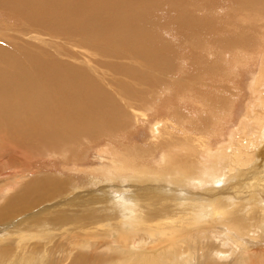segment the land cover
Here are the masks:
<instances>
[{
	"label": "bare ground",
	"instance_id": "obj_1",
	"mask_svg": "<svg viewBox=\"0 0 264 264\" xmlns=\"http://www.w3.org/2000/svg\"><path fill=\"white\" fill-rule=\"evenodd\" d=\"M163 1L160 21L156 0H0V159L14 174L3 230L29 227L21 239L57 226L67 234L50 243L66 264H264V0ZM174 93L197 112L183 115ZM141 118L149 133L130 145ZM238 166L261 207L214 182ZM124 182L131 193L106 197ZM97 184L100 195L72 194ZM208 229L244 250L212 244ZM17 241L0 247V264L23 252Z\"/></svg>",
	"mask_w": 264,
	"mask_h": 264
},
{
	"label": "rangeland",
	"instance_id": "obj_2",
	"mask_svg": "<svg viewBox=\"0 0 264 264\" xmlns=\"http://www.w3.org/2000/svg\"><path fill=\"white\" fill-rule=\"evenodd\" d=\"M158 3H160V11H159V16H160V21H162V10L164 8H162V3L164 2L163 0H160L161 2H159L158 0H156ZM163 30H165V37L170 40V34H167V30L163 27ZM47 37H40L41 40H44L46 39ZM180 50H178V54H180ZM176 93V92H175ZM175 93L171 96L170 99H168L169 101L171 100H174L175 103H176V107L180 110H182V114L183 115H187V116H191V113L192 112H197V108L193 105L192 103V100L189 99V98H183V97H178L175 95ZM246 103V102H245ZM242 105L239 104V107H238V111L239 109H241ZM169 108L168 105L166 104H163L162 106H160V112L161 113H164L167 109ZM152 115H154V112L152 110H149L147 112V115L146 117H151ZM237 116V115H236ZM145 117V118H146ZM153 117V116H152ZM144 119V118H141V120ZM146 120L144 119V124L143 125H140L139 127V131H133V130H130L125 133H127V143L129 141V144L132 145V144H138L139 142L141 143V141L143 142L145 138V135H147L149 133V125L145 123ZM131 131V132H130ZM1 133H3L2 131H0ZM133 132V133H132ZM136 132V133H135ZM130 134V135H129ZM3 135L6 136L5 133H3ZM126 135V134H125ZM124 135V136H125ZM130 136V137H129ZM119 137V134L116 136V134H114V138H112V140H114L115 138H118ZM132 137V138H131ZM137 138V139H136ZM107 138L105 137V139H101L99 142L95 143V145H91L90 146V150L89 153H88V158H87V162H86V167L87 168H90L91 166L95 165L97 163V161H99V157L98 155H95L94 152L96 151V147L98 148V145H103L104 143L107 142V140H109V138L106 140ZM131 139V140H129ZM111 140V141H112ZM139 143V144H140ZM97 145V146H96ZM42 157H34V161H36L37 166H41L39 167V169L41 171H39L38 173L40 174H43V171L45 168H46V161L42 162L43 158L41 159ZM40 159V160H38ZM4 160V161H3ZM3 160L0 159V207L2 204H4L3 202L5 197L8 195L4 192V189L6 188V185H8L10 182L9 180H7V177H12L14 176V174H12L11 170L9 169V165H10V162L8 161V159L6 158V156H3ZM42 160V161H41ZM9 164H8V162ZM39 161H41L39 163ZM61 160H56V165H58V162H60ZM75 163V162H74ZM8 167H7V165ZM44 167H43V165ZM19 165V164H18ZM80 165V164H79ZM81 166V165H80ZM20 167V165L18 166V168ZM60 165L58 166V169H60ZM237 168V167H236ZM22 169V167H21ZM238 170V171H237ZM234 169L233 171H230L228 174H226L225 176H220V175H217L214 180V182L216 183V181L218 183H222L220 187H218V189H221V188H225L227 186H230V189L228 191H225V196H228L230 197L231 194H244L246 195V198L249 200L248 202V206L249 208H252V207H261L260 204L258 203V195H254L252 194L251 192H248L247 189H246V185H242L240 186L241 184L243 183H239L241 181L239 180H242L244 177V174L246 173L247 171V166L245 167H239L238 168ZM55 175H58V176H61V174H58V173H54ZM232 174V175H230ZM74 175L76 176L75 181L77 183V186H74L73 188H77L79 186H81L79 183L83 182L84 181V176L81 174V171L80 172H75ZM243 175V176H242ZM228 176V177H227ZM62 178L66 179L65 176H61ZM227 177V178H226ZM238 180H237V179ZM87 179V178H86ZM229 179V180H228ZM88 180V179H87ZM210 178H206L204 180H202V182L204 183H208L210 182ZM220 180V181H219ZM224 182H223V181ZM184 181V180H183ZM128 183L130 182H124L123 184H120L119 186H113L112 187V183L110 184L109 183V188H106L109 190L110 193H106V197H110L111 196V193L115 196H118L120 193H124V192H127L128 193H131L132 190L129 189L130 187L128 186ZM146 184V183H145ZM149 184H153V186L155 187L156 185H161L159 182L157 183V181L155 182H151ZM163 185H166V186H163L164 190L167 188H174L175 185H172L170 184L168 186V184H163ZM210 184H207L205 185L206 187H200L198 189H189L191 192H190V200H193L194 202H196L197 204L201 203L198 199L199 197H203L205 195H198L197 192L205 189V188H210L209 187ZM101 186V185H100ZM100 186L97 184L95 185L94 187L91 186L89 187L88 189L84 190V189H81V190H76L74 191L72 194L73 195H81L82 197H85L86 195V192L88 193H92V195H100L101 193L99 192V189H100ZM129 187V188H126V187ZM117 187H120L119 190H117ZM179 187L176 185V188ZM83 190V191H82ZM124 191V192H121ZM167 190V189H166ZM181 191L183 189H180ZM158 190H155L154 193L158 194L157 193ZM168 191V190H167ZM159 192V191H158ZM162 191H160L159 193H161ZM163 193V192H162ZM161 193V194H162ZM177 193V192H176ZM118 194V195H117ZM70 194H68L69 196ZM175 196H177L175 193H174ZM102 196V195H101ZM115 199V198H114ZM113 199V200H114ZM56 202V201H55ZM240 202H244V201H240ZM50 206L52 205L51 203H44L43 206L44 207H47V206ZM243 208H245V206H242ZM230 208H233L232 207H229ZM248 210V209H247ZM222 218H217L216 220V225H223L224 224V221L222 222L221 221ZM226 220L225 223H228V219H224ZM0 247L3 246V244H10L12 245L13 243H15L17 241V239H19L17 241V248L18 247H22L24 248L23 249V252H20L19 255L17 256H14V258L12 259V263L14 264H27L26 263V259H27V255L30 253L36 257H40L43 261V263L41 264H66L65 263V259H66V253L65 251H63V249L59 246V243L58 245L55 243L53 244L50 243V241L52 240V238L55 240V239H60L62 236L64 237L67 233L63 234V235H58L60 233V228H58L57 226H50L48 227V230H45L44 233L36 236V237H32V238H19L21 234L23 233H29V227L28 228H23L21 227L19 230H16V232H19L17 234V236L13 235V231L11 229H6V230H3L4 228V221H0ZM245 222H246V219H245ZM5 223L8 224V222L6 221ZM11 226V225H10ZM211 226V225H210ZM223 227H226V225H224ZM39 227H36L35 230H37ZM5 231V233H4ZM3 232V233H2ZM208 232H210L211 234L214 235V241H211L212 244H222V247L223 248H237L239 251H243L244 250V245L243 244H240V243H237V245L234 244V242H231V240L226 236V234H221L220 231L218 230H211V229H208ZM58 235V236H57ZM70 238H67V240H69ZM56 241V240H55ZM210 242L206 241L204 244H208ZM16 245V243H15ZM137 249H142L140 248L141 246H135ZM162 249V248H161ZM163 249H165V247H163ZM34 250H37V251H34ZM34 251V252H32ZM92 251V250H91ZM6 254H10L11 251H5ZM28 253V254H23V253ZM94 252V251H93ZM166 252V251H165ZM96 253H102L100 251H96ZM15 254V252H14ZM156 255L159 254V252H155ZM243 255H246V254H243ZM248 255V254H247ZM3 257L0 256V259H2ZM60 259V260H59ZM201 260H203V257L201 256V258H198V262H200ZM240 256H235V258L233 259L232 263L231 264H238L239 261H240ZM154 261V260H153ZM155 262V261H154Z\"/></svg>",
	"mask_w": 264,
	"mask_h": 264
}]
</instances>
